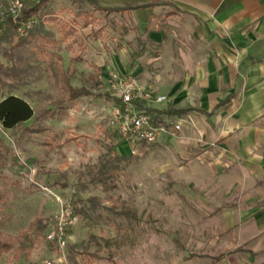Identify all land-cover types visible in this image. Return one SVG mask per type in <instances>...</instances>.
Returning a JSON list of instances; mask_svg holds the SVG:
<instances>
[{"label":"rangeland","instance_id":"1","mask_svg":"<svg viewBox=\"0 0 264 264\" xmlns=\"http://www.w3.org/2000/svg\"><path fill=\"white\" fill-rule=\"evenodd\" d=\"M8 2L0 0V18ZM62 29L73 33L63 39ZM17 33L48 40L43 46L50 56L25 46L8 61L4 53L14 36L0 41V62L19 74V80L0 81V99L19 97L36 115L49 110L53 118L35 134L26 132L32 120L14 130L0 126V141L9 150L0 147V238H16L0 264H210L227 238L220 231L221 211L239 208L257 185H248L240 169L212 171V154L200 146L203 136L192 119L196 108L153 109L172 112L155 120L163 126L177 122L181 130L171 142L142 146L135 155L106 128V110L117 102L108 77L120 74L112 61L120 52L154 50L137 39L129 18L94 10L83 0H50ZM66 83L89 95L64 101ZM99 163L112 168L106 188L88 175ZM66 207L70 215L59 248L45 236Z\"/></svg>","mask_w":264,"mask_h":264},{"label":"crops","instance_id":"2","mask_svg":"<svg viewBox=\"0 0 264 264\" xmlns=\"http://www.w3.org/2000/svg\"><path fill=\"white\" fill-rule=\"evenodd\" d=\"M96 1L153 4L124 14L154 50L120 52L112 67L166 96L165 107L196 108L212 171L240 169L257 185L239 208L221 211L227 238L210 264H264V0Z\"/></svg>","mask_w":264,"mask_h":264},{"label":"trees","instance_id":"3","mask_svg":"<svg viewBox=\"0 0 264 264\" xmlns=\"http://www.w3.org/2000/svg\"><path fill=\"white\" fill-rule=\"evenodd\" d=\"M50 0H39L37 3H30L26 2L23 4L19 15L16 18H12L8 12L3 16V18H0V41H8L9 35L12 34L14 36V42L11 43L8 50H5L4 57L10 61L12 59V55L15 53H18L21 49H23L25 46H28L30 51L45 55L47 57L50 56V54L45 50L43 44L47 43L48 40H46L43 37L38 36L37 34L28 33L23 39L22 37L18 36V29L22 26L27 25L31 17L38 14V12L41 10V7H43L47 2ZM87 2L89 5L93 7L94 10L100 11V12H106V13H124L129 12L134 9L138 8H147L153 6V4L149 5H142V6H135V5H122V6H116V7H102L99 5V3L96 0H83ZM63 31V29H62ZM73 33V30L71 29L70 32L63 31V39H67L70 37ZM61 70V69H60ZM61 77L64 79L66 75L63 72H59ZM74 70L70 69L68 75H73ZM6 78H15L19 80V74L16 73L14 69L11 68H5L3 67L2 63L0 62V81L2 79ZM64 82H66V78L64 79ZM64 94L65 98L64 101L72 102L74 99L78 97L88 96L89 92L85 88H72L67 83L64 84ZM137 108L143 109L146 111V113L150 115H161V114H172V112H161L153 109H145L143 104H136ZM53 118V113L49 110L39 112L38 115H36L31 108V106L23 99L9 95L7 97H3L0 99V126L3 130H14L19 127H21L24 123L31 121L33 122L32 126L26 129V132L28 133H41L46 128L41 125V122L44 120H51ZM56 140V135H51V141L54 142ZM71 139H65L64 143H69ZM0 147L8 153L9 150L2 144L0 141ZM54 146L50 143L48 144V151H53ZM4 158L2 155L0 156V162H3ZM112 168L108 163H99L96 166H93L89 169L88 175L90 177V181L92 183L99 184L100 186L106 188L109 186L110 183V177L113 175V172H111ZM91 203H95V200H90ZM32 225L28 227L31 228ZM18 239V238H17ZM16 241V238H0V259L3 254L9 252L12 250L14 242Z\"/></svg>","mask_w":264,"mask_h":264},{"label":"built area","instance_id":"4","mask_svg":"<svg viewBox=\"0 0 264 264\" xmlns=\"http://www.w3.org/2000/svg\"><path fill=\"white\" fill-rule=\"evenodd\" d=\"M23 6V0H10L7 6L8 14L16 18ZM108 84L117 102L106 110L104 116L106 128L112 130L128 147L130 155H135L142 146L157 143L162 138L172 139L181 130L177 122H167L165 126L155 120L154 115L138 110L136 104L143 103L149 109H154L168 103V98L157 95L151 88L140 86L137 81L126 75L110 74ZM70 208H64L57 220L48 225L45 242L64 246V236ZM49 264V263H47Z\"/></svg>","mask_w":264,"mask_h":264}]
</instances>
